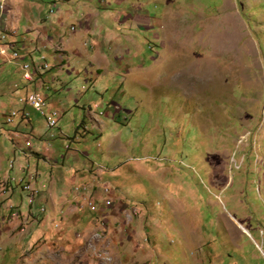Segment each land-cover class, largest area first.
Masks as SVG:
<instances>
[{
  "label": "rangeland",
  "instance_id": "374dc122",
  "mask_svg": "<svg viewBox=\"0 0 264 264\" xmlns=\"http://www.w3.org/2000/svg\"><path fill=\"white\" fill-rule=\"evenodd\" d=\"M16 2L0 264H264V0Z\"/></svg>",
  "mask_w": 264,
  "mask_h": 264
},
{
  "label": "built area",
  "instance_id": "2783aa9c",
  "mask_svg": "<svg viewBox=\"0 0 264 264\" xmlns=\"http://www.w3.org/2000/svg\"><path fill=\"white\" fill-rule=\"evenodd\" d=\"M1 33V38H2V32ZM16 45L15 44H5L2 43L0 41V55H2L3 57H5L8 60H13L16 58H20L19 52L16 48H14ZM21 48H24L23 46H21ZM22 58V56H21ZM31 65L28 63H25L22 66V69L25 70L24 72V77L27 80H33L34 76L36 74V68L35 66L30 70ZM27 102H29L33 107H35L38 111H40L44 116L47 115L46 111H45V106L47 105V101L45 97H38V93L37 92H32L28 95L27 97ZM53 117H57V111H53V113H51ZM11 119H9V121H11ZM50 126H55L57 124V121L55 119H52L49 122Z\"/></svg>",
  "mask_w": 264,
  "mask_h": 264
},
{
  "label": "crops",
  "instance_id": "0c3cea01",
  "mask_svg": "<svg viewBox=\"0 0 264 264\" xmlns=\"http://www.w3.org/2000/svg\"><path fill=\"white\" fill-rule=\"evenodd\" d=\"M19 1H20V3H19ZM25 2V0H17V2H16V4H15V9L16 8H19L20 10H21V8H22V4ZM49 8L50 9H52V5L51 6H49ZM50 9H49V11H50ZM55 9V8H54ZM53 10V9H52ZM51 10V11H52ZM41 15H43L42 14V12H41ZM32 29H35V31H36V33H37V35H38V38H37V41L36 42H38L39 40L41 41V42H43L44 41V43H51L52 41H53V37L52 36H50V35H47L46 33L44 34V33H42V31L43 30H39L38 29V27H37V24H35V23H33L32 24ZM40 27H42L41 25H40ZM41 37V38H40ZM44 37V38H43ZM16 40V39H15ZM16 41H18V40H16ZM60 50L62 51V52H64V53H67V48H65L64 46H63V43L61 42V48H60ZM24 56V55H23ZM65 61V60H64Z\"/></svg>",
  "mask_w": 264,
  "mask_h": 264
},
{
  "label": "trees",
  "instance_id": "16d2710c",
  "mask_svg": "<svg viewBox=\"0 0 264 264\" xmlns=\"http://www.w3.org/2000/svg\"><path fill=\"white\" fill-rule=\"evenodd\" d=\"M3 36H5V35H3ZM17 42V45L14 47V48H16L17 46H18V44H19V41H16ZM7 44H10L9 42H7ZM12 44V43H11Z\"/></svg>",
  "mask_w": 264,
  "mask_h": 264
},
{
  "label": "bare ground",
  "instance_id": "6f19581e",
  "mask_svg": "<svg viewBox=\"0 0 264 264\" xmlns=\"http://www.w3.org/2000/svg\"><path fill=\"white\" fill-rule=\"evenodd\" d=\"M38 97H42L40 94H38ZM57 115H59V112H57Z\"/></svg>",
  "mask_w": 264,
  "mask_h": 264
},
{
  "label": "clouds",
  "instance_id": "9594fccd",
  "mask_svg": "<svg viewBox=\"0 0 264 264\" xmlns=\"http://www.w3.org/2000/svg\"><path fill=\"white\" fill-rule=\"evenodd\" d=\"M37 73H40V69L38 70V72ZM36 75V74H35ZM34 80V79H33ZM30 81H32V80H30Z\"/></svg>",
  "mask_w": 264,
  "mask_h": 264
}]
</instances>
